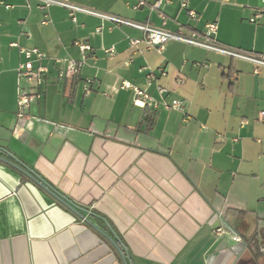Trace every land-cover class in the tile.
<instances>
[{"label":"crops","instance_id":"crops-1","mask_svg":"<svg viewBox=\"0 0 264 264\" xmlns=\"http://www.w3.org/2000/svg\"><path fill=\"white\" fill-rule=\"evenodd\" d=\"M67 1L189 37L216 22L214 42L264 55V17L250 21L261 0H189L196 18L180 0ZM75 17L0 0V264H264V66L176 39L159 53L138 28ZM77 42L93 52L74 75ZM21 48L48 56L37 88L19 80ZM123 81L158 106L136 105ZM21 88L41 92L25 119Z\"/></svg>","mask_w":264,"mask_h":264},{"label":"built area","instance_id":"built-area-1","mask_svg":"<svg viewBox=\"0 0 264 264\" xmlns=\"http://www.w3.org/2000/svg\"><path fill=\"white\" fill-rule=\"evenodd\" d=\"M41 2L42 8H47L52 5H59L69 9L70 14L72 15L73 19L76 20L75 13L78 11L85 12L88 14H94L100 16L104 19H108L115 24H126L138 28L145 33L144 41L149 48L156 49L159 53H161L165 49V45L169 40H181L186 43L203 47L208 50H213L220 52L222 54H226L236 58H242L245 60H249L255 63L257 66H264V55H254L246 52H242L239 50H235L232 48H228L222 45L217 44L214 42L213 38L215 36L217 30L216 22H212L206 25V30L204 33V38L200 37H189L180 32H171L168 30L160 29L150 25L149 23H141L136 22L133 20L125 19L119 16L106 14L102 12H98L92 10L90 8H86L79 4L69 2L67 0H39ZM170 0H154L153 8H160L164 2H169ZM264 3V0H261ZM146 4V0H140L136 7H140ZM181 7L184 8L188 15L192 18L197 17V13L195 10L190 8L189 0H180ZM264 17V10L259 9L257 10L254 15L250 18V21L253 23H258L260 18ZM101 30V27L98 28V31ZM142 40L140 39H132V45H136L140 43ZM81 51L84 53L83 59L80 61L75 60H68L69 71L74 75H78L81 71L83 66L84 60L86 58V52L90 51L93 52V48L86 44L77 42L76 43ZM13 46H17L18 44L15 42L12 44ZM21 53L24 55L25 60L22 61L18 68V76L19 80L25 79L27 80L32 86L35 88L39 87L43 83V77L45 73L48 72V68L44 65H39L38 67L34 66V63L37 61H43L48 56L45 52L41 51L38 48H21ZM106 52L112 53L113 48L106 49ZM163 73H165L163 71ZM148 79L152 80V74L148 75ZM86 93L89 94L92 89V80H86L85 84ZM122 88L130 89L133 92V102L136 105H139L143 108L151 107L156 108L158 106L157 101L145 90L139 88L138 86L134 85L129 81L122 82ZM161 92H165L166 89L160 88ZM41 97V92L39 90H35L32 92L23 91L22 88L19 90L18 94V112L17 116L19 119H25L27 117L26 113L24 112L25 107L29 106V104L34 101L35 99H39ZM167 108H172L176 110H183L184 106L182 101L180 100H173L171 104L166 105ZM260 119L264 121V111L260 112ZM244 124V122H242ZM86 219V218H84ZM217 232L219 234L229 233L235 242H241L242 238L236 234L233 230H225L223 228H218Z\"/></svg>","mask_w":264,"mask_h":264},{"label":"trees","instance_id":"trees-1","mask_svg":"<svg viewBox=\"0 0 264 264\" xmlns=\"http://www.w3.org/2000/svg\"><path fill=\"white\" fill-rule=\"evenodd\" d=\"M148 108V107H147ZM15 165L19 168H22V165L15 163ZM248 244V250L249 252L255 257L258 258L260 256L259 251V244H258V236L255 233L252 237L245 240Z\"/></svg>","mask_w":264,"mask_h":264},{"label":"water","instance_id":"water-1","mask_svg":"<svg viewBox=\"0 0 264 264\" xmlns=\"http://www.w3.org/2000/svg\"><path fill=\"white\" fill-rule=\"evenodd\" d=\"M22 169V168H21ZM24 172H26L29 176H31L32 178L36 179V176L30 172V170L26 169H22ZM58 198L64 203L66 204L68 207H70L71 209L75 210L74 206H72L71 204H69L67 201H65L63 198H61V196H58Z\"/></svg>","mask_w":264,"mask_h":264}]
</instances>
